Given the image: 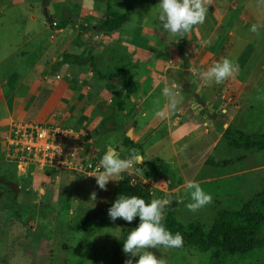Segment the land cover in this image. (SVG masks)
Returning a JSON list of instances; mask_svg holds the SVG:
<instances>
[{"label": "crops", "instance_id": "1", "mask_svg": "<svg viewBox=\"0 0 264 264\" xmlns=\"http://www.w3.org/2000/svg\"><path fill=\"white\" fill-rule=\"evenodd\" d=\"M21 1L0 0V157L4 155L2 150L6 154L4 138L9 133L11 123L35 120L47 125L62 124L83 132L93 129L95 140L92 151L98 157H102L107 148L111 146L120 158H128L131 143H134L141 147L140 152L145 162L152 158H159L171 165L174 175L175 171H179L176 176L182 179L173 181L176 189L184 186L181 181L187 173H196V166L208 165L209 159L216 162H231L226 167L216 168L235 167L247 159V156L225 160L216 157L223 141L227 148H234L228 144L224 133L228 125L238 117L235 110L232 107H225L219 98L224 94L221 91L227 87L230 89L227 93H231L238 101L236 109L248 104V107L253 110L259 102L255 96L256 91L259 90L257 88L264 84V79H252V75L247 73L246 68L239 66V74L235 79L220 84L221 91H214L211 95L209 87L212 83H203L198 75H193L190 72V68L207 70L222 58H231L236 49V54L242 55L248 47L250 48L253 38L243 32V29L247 28V24L253 18L255 23L264 24V0H258L262 11H257L256 17L253 14H247L249 11L246 8L231 22L234 25L229 31H225V34L224 30L220 33V28L227 20L233 19L230 17L234 16L229 14L222 15L218 20L214 17L202 25L196 26L190 34L181 39L180 47L161 46L146 50L145 47L133 46V51L136 52L131 57L124 54L126 50L130 49V45L129 42L124 41L123 44L122 38L119 36L121 34H117L116 31L105 32L96 29V25L105 19L108 6L117 10L116 4L119 0H81L71 7L60 8L63 10L60 13L56 10L60 0H43L41 2V4L45 3L43 13L47 8L49 14L55 18V22L59 19L62 24L67 23V25L63 28H60L61 25L54 26V29H51L49 24L47 27L45 26L46 18L41 21L40 17L38 19L32 15L31 21L36 23L34 31H25L21 38L22 42L11 50L10 46L4 43L1 38L3 35L1 29L4 25L2 21L6 16L11 20V13L23 5ZM254 1L256 0H249L246 6H255ZM32 2L33 0H26L27 6H31L26 9H35L37 4ZM94 3L97 7L94 6ZM94 7L99 12L100 19L95 26L88 30L92 29L90 37L93 35L98 40L94 41L93 39V47L96 44H100V46L96 53L89 52L90 57H88L79 52V48L86 47L87 43L84 38L88 35H82L80 31H77L74 36H71L69 28L73 29L71 24L74 23L76 17H83L84 10H92L91 8L94 9ZM23 23L27 24L28 21L24 20ZM69 23L70 25H68ZM56 29L62 31L59 34L53 33ZM47 30L57 35L54 41L47 39ZM134 30L135 27L130 28L131 32ZM259 31L263 41L259 40L258 45H261L264 44V27H261ZM145 32L152 35L147 27ZM223 37L224 42L218 43ZM206 41L210 43H205ZM218 46L221 48L220 50H217ZM42 47L49 50L56 48L64 50L61 52V56H64L61 58L60 68L63 76L58 74L56 77L59 81L46 82L43 86L40 83V78L33 76L35 70L38 73L41 71L40 65L33 63L29 66L18 65L16 67L13 64L16 60L21 64L24 53L38 55V50ZM10 50L11 53H9ZM131 50L129 51L131 52ZM67 52L69 53L66 57ZM162 55L164 60L160 61ZM238 56L236 61H238ZM64 57H66L65 62ZM78 57L81 58L80 63L76 61ZM15 58L17 59L15 60ZM118 58L124 59L121 68H118L121 64L117 62ZM90 64L92 66L89 68ZM11 65L13 66L11 67ZM121 69L128 70L136 84V91L127 100L121 78L112 77ZM16 72L19 73L16 74ZM16 77L17 81L12 84V79ZM173 82L178 85L180 103L175 111H169L166 107L167 100L162 96V89L166 84L170 85ZM262 87L264 91V86ZM161 110L165 111L166 115L164 117L156 116L155 113ZM204 111H208L209 114ZM228 113L230 120L221 122V117ZM227 148L224 147L225 150ZM221 151H224L223 149H220V153L225 154V151L223 153ZM245 151L250 156L264 152V150ZM144 163L138 165L142 169V174L133 173L130 177L136 183L150 186L152 190L157 186H155L156 184L150 185L152 178L147 177ZM6 167H8L6 161H1L0 169L3 170ZM14 169L19 175H22L16 165H14ZM259 169H264V166H258L253 170ZM247 172L239 169L231 173L230 177H242ZM125 174L122 175L125 176ZM64 177L72 184L71 188H73L77 182L76 174L65 172L61 175L60 180ZM145 180L148 182L145 183ZM59 182L56 188L59 186ZM121 182L122 180L119 182L110 181L106 186L107 190H101L100 194L112 195L114 188Z\"/></svg>", "mask_w": 264, "mask_h": 264}, {"label": "rangeland", "instance_id": "2", "mask_svg": "<svg viewBox=\"0 0 264 264\" xmlns=\"http://www.w3.org/2000/svg\"><path fill=\"white\" fill-rule=\"evenodd\" d=\"M79 1L81 0H60L56 10L58 13L63 12L61 9L71 7ZM248 1L211 0L205 21L214 17L218 20L224 14L234 16L230 17L233 18L232 20H227L221 26L220 33L224 30L225 34V31H229L234 25L231 22L246 8L249 11L247 14H253L254 17H256L257 11H262V6L258 0L253 2L255 5L253 7L246 6ZM41 2L43 0H33L32 3H36L37 6L35 9L28 10L26 8L31 6H27L26 0H22L23 5L11 13V20L8 16L3 18L4 25L1 29L3 34L1 38L4 43L10 46L11 50L22 42L21 38L25 31H34L36 23L31 21L32 15L38 19L41 18V21L43 18L45 19L43 13L45 3L41 4ZM60 2L62 3L60 4ZM159 2L160 0H119L117 2L116 7L118 9L131 15L130 23L116 31L117 34H121L119 36L122 38V42H129V50L132 49L131 52L126 50L124 54L129 57L135 54L136 51H133V46L145 47L146 50L161 46L174 48L181 46L182 38L173 37L163 29L158 19L160 10L157 5ZM231 4L233 5L230 7ZM94 6L97 7L95 3ZM91 9L84 10L83 17H76L74 23L71 24L73 29L69 28L71 36H74L77 31H80L82 35H88L84 38L87 43L86 47L79 48V52L88 57H90L89 52L96 53L100 46V44H96L93 47L92 43L98 40L93 35L91 37L89 35L92 29H88L95 26L100 19V14L95 10L96 8ZM24 20L28 23L24 24ZM254 20L253 18L247 24V28L243 29V32L248 33L253 38L251 47H248L242 55L236 54V49L229 59L246 68L247 73L252 75V79L258 80L264 79V44L258 45V41L262 40L260 31L258 34L250 31L251 26L257 24ZM55 23L58 27L62 24L59 19ZM45 26H48L47 22ZM131 26L135 27L133 32L130 31ZM146 27L152 35L146 34ZM60 31L62 30L56 29L53 33L59 34ZM46 33L49 41H54L57 38V35L48 30ZM223 42L224 37L220 42L218 41L220 44ZM220 49L218 46L217 50ZM62 51H64L62 48L49 50L42 47L38 50V55H26L24 53L22 55L23 60L20 58L21 64L18 63L17 58L13 64L16 67L18 65L29 66L33 63L40 65L41 71L38 73L35 70L33 76L40 78V83L43 86L46 82L59 81L56 77L58 74L63 76L60 70L61 58L64 56H61ZM68 53L65 55L66 57ZM222 55L225 56L224 51ZM237 56L239 57L238 61H236ZM162 60H164L163 55L162 58L160 57V61ZM88 61L90 62V60ZM122 61L124 59L118 58L117 62L121 63L118 68L123 65ZM91 66L90 64L89 68ZM18 73L16 72V74ZM14 81H17V77L12 79V84ZM262 86L264 84L257 88L259 90L256 91V98L257 94L264 97ZM220 89V84L212 83L209 87V93L212 95L214 91L219 92ZM229 90L225 87L220 91L225 94ZM219 100L223 103L221 98ZM236 102L238 101L234 98L232 103H224L225 107H232L238 114L236 120L230 124L247 133L263 134L264 99H259L258 105L253 110L248 107V104L236 109L235 107L238 105ZM229 120V113L221 117V122ZM224 147L227 148L225 141L220 145V149H223L225 154H221L219 149L216 154L218 159H235L240 156H247V159L242 164L228 168L198 165L196 166V173H187L181 184L184 183L185 185L188 180L199 182L203 190L213 197L211 204L195 213L189 211L185 206L190 202V197L185 195L184 186L171 189L173 182L169 185L168 183L158 184L160 182L157 183V180L153 178L150 180V185L156 184L155 186H157L152 189L156 198H161L167 194L176 197L179 202L176 218L184 226L200 225L205 231H208L213 226L220 210H240L244 203L255 194L264 191V169L253 170L258 166H264V152L250 156L245 150L234 148L225 150ZM2 153L4 155L1 154L0 163L6 161L8 167L3 170L0 169V264H125V261L130 258L133 264H136L138 257H129L122 249L124 240L130 231L139 225V220L128 223L118 218L116 221H112L108 215V209L113 204L112 195L100 194L101 189L97 185L95 177L89 178L86 175L76 174L77 182L73 188H71L72 184L64 177L60 180L61 182L58 181L59 186L54 188L53 185L58 182H54V177L51 174L37 172L36 175L25 178L24 175H19L16 172L15 164L7 159L3 150ZM239 169L248 172L242 177H230L231 173ZM174 173V181L182 179L176 176L179 173L178 170ZM242 180L244 181L242 182ZM93 192L96 193L95 201L91 200ZM166 216L167 208L165 209V218ZM85 218L89 219L88 223L82 231H77V226ZM261 229L264 235V224ZM150 251L157 258L166 260L167 264H264V246L249 254L234 256H228L224 253L217 255L219 251L215 248L207 253L188 248L180 250L160 248L150 249Z\"/></svg>", "mask_w": 264, "mask_h": 264}, {"label": "clouds", "instance_id": "3", "mask_svg": "<svg viewBox=\"0 0 264 264\" xmlns=\"http://www.w3.org/2000/svg\"><path fill=\"white\" fill-rule=\"evenodd\" d=\"M211 0H160L158 19L162 27L173 37L184 38L193 29L202 25L209 10ZM264 24H253L250 31L259 33V29ZM205 43H210L206 41ZM193 75H198L205 84H222L230 79H235L239 74V65L235 61L224 57L220 61L213 63L207 70L190 68ZM178 85L174 82L166 84L162 89V96L167 100V109L175 111L180 103ZM264 99V97H257ZM158 117H164L165 111H157ZM144 158L136 149L130 150L128 158H120L113 147H108L96 167V183L101 190H107L110 181L119 182L127 173L131 176L142 174V169L138 165L143 164ZM148 181L145 180V183ZM167 183L162 181L158 184ZM155 185V184H154ZM185 195L190 197V202L185 206L195 213L209 205L213 201L211 194L206 193L199 182L188 180L184 185ZM91 200H96V193L91 194ZM171 203V194L154 198L146 202L143 198L132 195H119L111 207L108 215L112 221L118 218L131 223L135 218H139V225L133 228L123 242L122 251L129 257H138L136 264H167L166 260L157 258L150 249H173L183 246V236L177 232L173 234L168 230L163 221L165 220V209ZM125 264H133L132 259L125 261Z\"/></svg>", "mask_w": 264, "mask_h": 264}, {"label": "trees", "instance_id": "4", "mask_svg": "<svg viewBox=\"0 0 264 264\" xmlns=\"http://www.w3.org/2000/svg\"><path fill=\"white\" fill-rule=\"evenodd\" d=\"M131 20V15L124 11L114 10L111 6L107 8V14L103 21L96 25V29L105 32H113L122 29ZM67 23L61 24L60 28ZM57 27V26H56ZM71 57V56H70ZM80 63L81 58H76ZM66 57H64V62ZM113 78H121L124 89L126 90V100L136 91V84L132 74L121 69L113 74ZM208 113V111H204ZM225 139L231 147L244 150H264V133L246 134L229 124L224 133ZM131 149H136L141 153V147L131 143ZM230 161L216 162L213 159L207 161L208 165L215 167H226ZM147 169V177L161 181H174L171 165L159 158H152L144 163ZM122 182L118 184L112 193L113 203L121 194L127 196H138L146 202L156 198L151 194L150 186L134 182L130 176H123ZM174 183L171 184V189ZM179 202L176 197H171V203L167 207V216L163 221L165 227L173 234L179 232L183 236V246L174 248L177 250L188 248L198 252L207 253L215 248L220 253L228 256L246 255L264 246V235L262 226L264 224V191L255 194L249 199L240 210L230 211L222 209L217 213L213 226L205 231L200 225L184 226L177 221V211ZM134 220H139L135 218ZM89 219L85 218L77 226V231H82Z\"/></svg>", "mask_w": 264, "mask_h": 264}, {"label": "built area", "instance_id": "5", "mask_svg": "<svg viewBox=\"0 0 264 264\" xmlns=\"http://www.w3.org/2000/svg\"><path fill=\"white\" fill-rule=\"evenodd\" d=\"M220 98L225 104L234 100L231 93H225ZM94 140L93 129L83 132L62 124L47 125L23 120L11 123L4 145L7 159L25 178L35 172L49 173L57 183L65 172L87 177L96 175V167L102 157L92 151ZM56 185L53 187L56 188ZM151 194H154L153 190Z\"/></svg>", "mask_w": 264, "mask_h": 264}, {"label": "water", "instance_id": "6", "mask_svg": "<svg viewBox=\"0 0 264 264\" xmlns=\"http://www.w3.org/2000/svg\"><path fill=\"white\" fill-rule=\"evenodd\" d=\"M44 16H45V18L47 20V23L50 25L51 29H54L55 18L51 14H49L47 8H45V10H44ZM139 154L141 155V153H139ZM144 162H145V160H144ZM127 175L128 174L126 173L125 176H127ZM168 184L170 185L171 181H168Z\"/></svg>", "mask_w": 264, "mask_h": 264}]
</instances>
